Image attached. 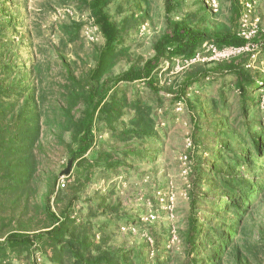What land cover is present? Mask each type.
I'll return each instance as SVG.
<instances>
[{"label": "trees", "instance_id": "obj_1", "mask_svg": "<svg viewBox=\"0 0 264 264\" xmlns=\"http://www.w3.org/2000/svg\"><path fill=\"white\" fill-rule=\"evenodd\" d=\"M72 1L78 7L88 10L103 37V44L95 49L94 63L78 75L74 73L62 49L55 48L53 62L59 63L58 74H55L58 77L56 82L54 78L46 80L51 73V62L49 67L42 66L31 56L26 62L18 64L11 51L12 40L3 32L8 25L16 23L17 17L14 18L11 14L5 18L0 16V160L7 165L2 167L0 163V188L17 195L23 192L29 194L31 187L27 188V185L34 173L35 159H29L26 154L31 155L33 146L38 143L43 132L55 139L62 151L67 153L68 163L74 165L72 180L65 183L64 188L55 189V179L47 183V190L41 201L45 226L32 232L10 230L3 235V240H0V264H11L1 261L9 253H20L35 245L41 252L49 253L57 264H163L157 252L151 257L147 254L144 257L143 253L133 249H111L105 246L103 238L94 242L91 222L71 217L70 207L77 198L79 188L88 179L82 178L83 173L88 176L92 172L88 168V153L94 145L97 119L103 116L113 131V120L119 117L123 107L128 106L131 112L129 127L113 135L119 134V139L123 141L132 138L143 140L156 137L159 131L155 128L152 107L147 104V100L138 95L128 99L124 93L118 96L119 84L142 81L152 92L154 101L160 103L163 94L169 91L173 93L172 99L183 98L191 84H197L214 72L234 75L233 87L238 92L237 118L241 121L236 123L235 118H231L232 115L222 112L228 107L224 102L222 89L217 97L210 96L212 112L219 116L220 127L216 138L221 137L222 141L219 148L221 165L218 167L215 162L212 167L208 165L202 169L200 162L197 167L193 166L188 216L184 228L178 231L182 252L178 259L174 257L167 263L223 264L225 259L232 256L228 263L248 264L246 257H239L242 249L239 242L243 240L242 235L247 227L244 221L250 218V213L258 204L256 202L264 203V122L256 121V118L250 119V115L257 111L256 108H250L255 99L250 93L257 81L264 77L255 78L247 66L251 51L211 61L216 64L211 68L206 67L209 62L187 64L181 71L183 78L174 90L169 88L163 91L156 84L157 68L162 62L189 59L204 42H210L218 48L245 44L237 30V18L241 14L239 0H229L232 10L229 22L214 26L196 24L185 17L175 19L171 15L178 2L163 0L165 29L153 43V55L144 60L141 57L133 60L126 46H118L122 27L115 24L106 10L109 0ZM1 2L5 0H0V11L7 13L1 7ZM58 29L65 38H62L64 45L78 38L80 24L64 23ZM26 31L27 41L33 44L31 30ZM252 41L264 53V33L255 36ZM120 61L128 62L127 68L112 75V67ZM43 126L46 127L45 130ZM65 132L69 134L68 141L64 140ZM127 149L124 148L123 151L132 153L133 150L128 152ZM126 153L123 157H126ZM15 156L19 157L17 162L10 161ZM116 159L113 150H101L97 152L94 161L103 163L106 168H115L120 165ZM249 162L251 165L258 163V177L245 175L239 172L240 169L237 171L240 166ZM86 164L87 168L84 169ZM12 167L17 168V171L24 168L26 170L16 175L10 172ZM208 168H211L215 192L221 194L214 201V219L217 224L199 218L196 212L197 202L204 197L198 185L201 174ZM53 195L54 204L59 205L58 212L52 210L49 204ZM221 215L224 220L222 223Z\"/></svg>", "mask_w": 264, "mask_h": 264}, {"label": "rangeland", "instance_id": "obj_2", "mask_svg": "<svg viewBox=\"0 0 264 264\" xmlns=\"http://www.w3.org/2000/svg\"><path fill=\"white\" fill-rule=\"evenodd\" d=\"M176 1L178 5L171 15L175 19L185 17L193 23L208 26L229 22L232 11L229 0ZM213 2L216 9L212 6ZM1 7L7 12L0 11L1 17L9 14L17 17L16 23L8 25L3 32L12 40L11 51L18 64L26 62L31 56L42 66L49 67L51 62V73L46 80L54 78L56 82L59 63L53 62L55 48L62 49L76 75L94 63L95 49L103 44V37L88 10L78 7L74 1L5 0L1 2ZM106 10L115 24L122 27L118 46H126L133 60L137 57L142 60L150 58L153 43L165 29L163 0H109ZM251 17L258 19L256 36H260L264 33V0L254 1ZM239 20L240 17L237 18V30ZM70 22L80 24L78 38L63 45L62 38H65L58 26ZM27 29L31 30L33 44L27 41ZM258 48L251 51L247 66L259 79L264 77V53ZM213 63L209 62L206 67L215 66ZM127 66L128 62L120 61L110 73L115 75ZM184 68L178 59L162 62L157 68V86L163 91L169 88L174 90L183 78L181 71ZM234 78L230 73L214 72L197 84H191L183 98L172 99L173 93L169 91L163 94L160 103L154 101L152 92L142 81L118 85V96L124 93L128 99L138 95L147 100L152 107L155 128L159 131L156 137L143 140L132 138L123 141L119 139V134L113 135L129 127L131 112L128 106L123 107L119 117L113 120V131L103 116L97 119L94 145L88 153V168L92 172L88 176L83 173L82 178L88 179L79 188L77 198L70 207L71 217L91 222L94 242L103 238L105 246L111 249H133L143 253L144 257L146 254L151 257L157 252L163 264L180 257L182 243L178 231L184 228L188 216L193 166L197 167L200 162L202 169L208 165L212 167L215 162L218 167L221 165L219 148L222 141L221 137L216 138L220 127L219 116L212 112L210 96L217 97L222 89L224 102L228 105L222 112L232 115L236 123L241 121L237 118L238 92L233 87ZM257 82L250 93L255 98L250 108L257 111L250 115V119L264 122V79ZM42 128L45 130L46 127ZM63 137L68 141V132ZM54 140L49 133L43 132L33 146L31 155L26 154L29 159H35L34 173L27 185V188L31 187L29 194L23 192L17 195L0 188V240L10 230L32 232L45 226L41 201L47 183L55 179V189H61L64 188L58 186L61 180L65 183L72 180L74 165L68 163L67 153ZM124 148H128V152L133 151L126 153ZM101 150H113L120 165L106 168L103 163H96L95 156ZM125 153L127 155L123 157ZM18 159L15 156L10 161L17 162ZM0 163L2 167L7 166L5 161L0 160ZM244 164L237 171L240 169L239 172L245 175L258 177V163ZM83 168L86 169L87 164ZM11 169L10 172L16 175L26 170ZM204 172L198 182L204 197L197 202L196 212L199 218L217 224L214 201L221 194H216V188L212 185L211 168ZM53 199L54 195L49 204L52 210L58 212L59 205H55ZM256 203L250 218L244 221L247 227L242 235L243 240L239 242L242 244L239 257H246L248 264H264V203ZM221 217L222 223L224 220ZM231 260L232 256L225 259L223 264H230L228 262ZM1 261L11 264H57L49 253L41 252L36 245L20 253H9ZM170 264H176V261H170Z\"/></svg>", "mask_w": 264, "mask_h": 264}, {"label": "built area", "instance_id": "obj_3", "mask_svg": "<svg viewBox=\"0 0 264 264\" xmlns=\"http://www.w3.org/2000/svg\"><path fill=\"white\" fill-rule=\"evenodd\" d=\"M255 0H239L241 4V14L238 27V35L245 40L243 46L228 45L221 48L216 47L210 42H204L201 48L196 51L194 56L189 59L180 61L184 66L193 62H211L228 59L243 51H252L257 48V44L252 40L257 34L258 19L251 17V11ZM212 6L216 9V3ZM250 16V17H249ZM179 61V59H178ZM64 181L58 183L59 187H63Z\"/></svg>", "mask_w": 264, "mask_h": 264}]
</instances>
